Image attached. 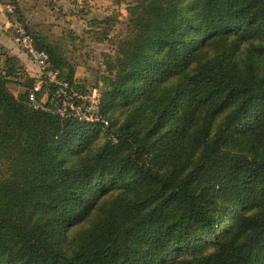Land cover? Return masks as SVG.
I'll return each instance as SVG.
<instances>
[{"label": "trees", "instance_id": "1", "mask_svg": "<svg viewBox=\"0 0 264 264\" xmlns=\"http://www.w3.org/2000/svg\"><path fill=\"white\" fill-rule=\"evenodd\" d=\"M127 12L93 120L90 91L45 37L33 36L55 80L1 50L0 264H170L202 237L214 248L176 264H264V0H129ZM115 18L88 33L106 39Z\"/></svg>", "mask_w": 264, "mask_h": 264}, {"label": "rangeland", "instance_id": "2", "mask_svg": "<svg viewBox=\"0 0 264 264\" xmlns=\"http://www.w3.org/2000/svg\"><path fill=\"white\" fill-rule=\"evenodd\" d=\"M31 0H0V53L1 50L9 52L7 45H15L19 50L25 52L16 42V27H21L32 36L45 37L48 43L55 46L68 61L75 66L76 80L84 83L88 96V111L92 114L96 111L95 105L98 101V91L102 89L104 75H107L104 66V56L114 55L115 46L118 39L123 38L128 33V12L129 0H124L120 4H113L112 0H37L32 8ZM14 4L15 13L7 12L4 8L6 4ZM116 17L112 27L108 30L106 39L96 40L88 29V20L104 19L107 15ZM35 34V35H34ZM18 50V51H19ZM26 53V52H25ZM18 63L24 67V71L30 76L38 75V78L49 77L55 80V72L51 75L42 74L32 64L27 68L16 54ZM28 56V54H27ZM29 58V57H28ZM3 59V56L0 57ZM31 74H30V73ZM9 89L14 93L20 90L17 82H10ZM96 90L95 98H91L92 90ZM89 106L93 107L89 109ZM118 120L123 117L122 109L114 113ZM104 127L96 130L89 138L85 153L91 154L101 146L106 139ZM102 201V200H101ZM101 201L98 206L89 212L85 218L72 227L68 233V241H72L78 231L89 227L101 214ZM229 222H225L224 227ZM221 229L217 233H221ZM75 242L70 244L74 247ZM214 237H202L195 240L187 247L172 253L166 263L176 264L185 259H190L214 248Z\"/></svg>", "mask_w": 264, "mask_h": 264}, {"label": "built area", "instance_id": "3", "mask_svg": "<svg viewBox=\"0 0 264 264\" xmlns=\"http://www.w3.org/2000/svg\"><path fill=\"white\" fill-rule=\"evenodd\" d=\"M4 8L7 12L11 13L12 12V6L10 4H6L4 5ZM16 37L15 40L17 42V44L28 54V57L30 59L31 64L36 67L42 74H46L48 76L51 75V70L50 69V63H49V58H48V54L44 51L41 50L39 48H37L35 46V41H34V37L32 35H30L29 33H27L24 29H22L21 27H16ZM56 74V72H55ZM39 85H37L35 87V90L38 89ZM96 96V90L93 89L91 92V98H95ZM30 99L32 101L33 106H37L38 102L34 96V94H30ZM70 108L74 109V107L72 105H69ZM91 106H89L90 109ZM93 108V107H91ZM75 110L78 114H80L81 112H79V107H75ZM86 110L88 111V107H86ZM64 111H62L61 113H63ZM82 117H84L87 120H93L96 119L94 117V115H84V113H81ZM104 123L106 124L107 122L104 121Z\"/></svg>", "mask_w": 264, "mask_h": 264}, {"label": "crops", "instance_id": "4", "mask_svg": "<svg viewBox=\"0 0 264 264\" xmlns=\"http://www.w3.org/2000/svg\"><path fill=\"white\" fill-rule=\"evenodd\" d=\"M32 5L28 4V7L32 8L33 6H35V4L37 3V0H31L30 1ZM10 49L8 53H12V54H16L22 61H24V65L29 68L31 65L30 59L27 56V53L22 52L21 50L18 49V47H15V45L11 44V45H7ZM19 50V51H18ZM32 66V65H31ZM33 67V66H32ZM30 73V72H29ZM31 74V73H30ZM34 77L38 78V75H34Z\"/></svg>", "mask_w": 264, "mask_h": 264}]
</instances>
